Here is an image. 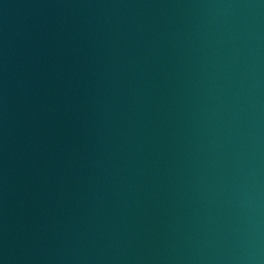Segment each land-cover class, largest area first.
<instances>
[{"label": "water", "instance_id": "water-1", "mask_svg": "<svg viewBox=\"0 0 264 264\" xmlns=\"http://www.w3.org/2000/svg\"><path fill=\"white\" fill-rule=\"evenodd\" d=\"M0 264H264V0H0Z\"/></svg>", "mask_w": 264, "mask_h": 264}]
</instances>
